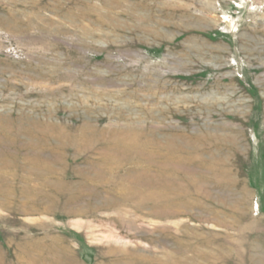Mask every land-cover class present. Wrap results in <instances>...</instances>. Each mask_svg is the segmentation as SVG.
I'll list each match as a JSON object with an SVG mask.
<instances>
[{"label":"rangeland","instance_id":"rangeland-1","mask_svg":"<svg viewBox=\"0 0 264 264\" xmlns=\"http://www.w3.org/2000/svg\"><path fill=\"white\" fill-rule=\"evenodd\" d=\"M0 264H264V0H0Z\"/></svg>","mask_w":264,"mask_h":264}]
</instances>
